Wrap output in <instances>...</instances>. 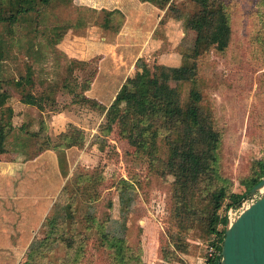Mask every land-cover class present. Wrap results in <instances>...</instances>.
Here are the masks:
<instances>
[{
  "label": "rangeland",
  "instance_id": "rangeland-1",
  "mask_svg": "<svg viewBox=\"0 0 264 264\" xmlns=\"http://www.w3.org/2000/svg\"><path fill=\"white\" fill-rule=\"evenodd\" d=\"M123 1L130 4L135 0H50L41 12L21 15L13 33L5 32L1 44L2 78H23L26 64L30 63L34 91L46 88L55 91L52 93L54 102L45 103L42 112L31 105L21 109L19 114L23 113L24 117L20 119L25 127L21 131L19 125H15L7 139L10 148L25 138V131H39L41 126H46L37 138L18 146L24 152L19 168L15 172H0V264H23L29 246L42 236L41 225L61 187L78 167L96 168L104 176L98 187V199L81 204L80 213L93 212L100 220L109 214L113 228L121 235V224H125L129 242L141 246L144 264H165L159 254V239L169 226L172 177L156 176L146 158H136L133 147L120 139L115 129L107 136L102 135L98 130L105 120L102 111L73 104L71 94L62 86L66 79L72 86L77 84L79 90L80 85L87 79L91 81L102 67L101 58L114 55L113 46L102 44L101 36L107 28H101L100 24L106 19L108 29L115 32V26H122L125 16L106 17L100 7L118 6ZM225 2L232 27L230 43L223 51L210 49L198 58L197 77L198 86L212 109L215 127L222 134L221 173L232 183V191L239 192L243 189L242 180L264 159V0ZM172 7L168 15L150 7V17L141 22L144 32H149L142 36L134 33L125 36L131 43L145 41V44L144 47L141 44L128 46L123 59L119 54L114 57L120 74L127 72L128 67L133 68L132 64L139 57L150 68L159 65L163 86H175L176 67L182 54L192 52L191 44L196 35V28L184 29L175 16L182 14L184 19L193 14L196 6L190 0H172ZM139 9L136 8V13ZM142 10L146 12L145 7ZM145 15L147 17V13ZM131 17L130 20L137 23L135 16ZM138 37L140 42L135 41ZM138 70L136 68L130 76ZM103 84L108 87L106 96L101 98L106 105L118 82ZM8 90L12 104L17 103L21 91L13 86H8ZM187 90L188 85H183L184 97ZM57 113L67 116L55 119L53 116ZM70 121L85 128L84 145L63 147L60 154L47 149L33 158L37 144L44 143L46 134L56 143V135ZM164 148L163 141L157 138L155 153L161 155ZM11 152L0 153V157L11 160ZM60 156L63 157L62 167L58 162ZM121 179L128 180L132 188L117 189ZM205 241L188 237L192 251L180 254L181 262L173 264L196 262ZM57 254L54 252L52 257ZM96 258L97 253L90 247L82 264H97Z\"/></svg>",
  "mask_w": 264,
  "mask_h": 264
},
{
  "label": "trees",
  "instance_id": "trees-1",
  "mask_svg": "<svg viewBox=\"0 0 264 264\" xmlns=\"http://www.w3.org/2000/svg\"><path fill=\"white\" fill-rule=\"evenodd\" d=\"M137 1L147 2L165 11V15L173 8L172 0ZM190 1L196 6L193 14L184 19L180 14L175 19L181 20L184 29L196 28V35L191 44L192 52L182 54L176 67L174 87L163 86L159 65L154 64L150 68L142 58L135 62L139 70L118 82L114 98L106 105L85 94L91 86L88 79L79 90L77 84L72 86L69 80L65 79L62 84L71 94L73 104L102 111L105 120L98 127L102 135L107 136L115 129L117 136L133 147L136 158H146L149 169L156 176L162 179L172 177L168 199L169 226L159 239V254L165 264L181 262L180 254L192 251L188 237L207 240L215 235L220 250L226 210L238 204L242 195L264 176L263 159L255 164L251 175L242 180L243 189L235 192L232 191V183L221 173L219 151L222 134L216 129L212 109L198 86V58L210 49L223 51L228 47L232 34L231 20L225 0ZM49 2L0 0V153L22 152L18 146L37 138L46 128L41 126L34 132L27 130L22 141L7 147V139L15 129V110L8 86L21 91L18 99L21 103L34 106L41 112L45 103L54 102L52 93L55 89L34 91L30 63L26 64L23 78L3 79L1 44L5 32L13 33L21 15L39 13ZM101 11L106 17L112 13L105 9ZM100 26H106V19ZM183 85H188L185 97ZM24 127V123L19 126L21 131ZM157 138L165 147L161 155L155 153ZM56 139L58 141L53 143L46 134L44 143L37 144L33 158L47 149L60 154L63 147L84 145L85 129L68 123ZM62 159L60 156V167ZM103 180L104 176L96 168H77L61 187L41 225L42 236L29 246L23 264H82L90 247L98 255L97 264H144L142 248L129 242L125 224H121L123 232L120 235L111 225L109 214L100 220L93 212L80 213L81 204L98 199V187ZM116 187L125 191L132 185L121 179ZM54 252L58 253L55 258L52 257Z\"/></svg>",
  "mask_w": 264,
  "mask_h": 264
},
{
  "label": "crops",
  "instance_id": "crops-1",
  "mask_svg": "<svg viewBox=\"0 0 264 264\" xmlns=\"http://www.w3.org/2000/svg\"><path fill=\"white\" fill-rule=\"evenodd\" d=\"M137 7L140 8L139 13H136ZM142 7H145L146 12H144L142 10ZM150 7L154 8L153 5H151L147 2H139L137 0L132 1L130 4H128V2H126V1H123L121 3V5H118V6H114V5L111 6L110 5L109 8L106 6L100 7V9L112 11V13L108 17L112 18L115 15L116 16L115 18L119 19V16L121 15L122 17L125 16V20H123V21L121 20V22H124L122 26L120 24L115 26V29H114L115 32L108 29L109 27L107 26V24L104 27V28H107V32L106 33L104 32L103 36H101V39L103 40L102 44L104 46H107V47L113 46L114 55L111 53L110 55H105L101 58V60L103 61V65H102V67H99V69H97L93 79L91 80V86H90L89 90H87L85 92V94L87 96L96 98L101 102L102 101L101 98H103L102 96H106L105 92H106V90H108L107 89L108 87L105 86L103 83H106L108 85L111 82H123L126 79V77L130 76L133 72L136 71L137 67L135 65V62L137 59L135 60L134 64H132L133 68L130 69V67H128L127 72L125 71V72H123V74H120V67H117L116 63L113 60L117 54H119L121 59H123L124 53L126 51H128V48H127L128 46L131 47L133 44H135V45L141 44L144 47L145 41H143L141 43H131L125 39V36L128 35L129 33H134L135 35L138 34V35L142 36L141 34L149 32V31L144 32V30L141 26V24H142L141 22L145 18L147 19L150 17V15H149L150 11H151ZM153 8H152V12H155V10H153ZM145 13H147V17L145 15ZM156 14L159 15L160 13L157 12ZM131 15L135 16V19L138 20L137 23H133V21L130 20V18H132ZM120 26H121L120 30L119 31L116 30ZM110 28H113V27L110 26ZM130 29H132V31ZM122 39L125 43L122 41ZM140 39L141 38L138 37V39L135 41L140 42ZM147 40H148V38H147ZM119 45H123V48H120L121 46L119 47ZM140 50H142V49H139V51ZM125 70H126V68H125ZM116 91H117V89H116ZM116 91L113 92L112 95H110L111 100L114 98ZM13 107L15 110V117L13 119L14 125L18 124L19 126H21L22 123H24V122H21L22 119H20V118H23L24 114L23 113L19 114L20 113L19 111L21 109H25V108L29 107V105L23 104L20 101H18L17 103L13 104ZM63 115H65V117L67 116V114H65V113H57V115H54L53 117L55 119H58L60 116L63 117ZM69 123H73V122L70 121ZM73 124L77 125L76 123H73ZM77 126L84 128L83 126H80V125H77ZM16 150H17V148H16ZM11 153L13 154V159H11V160L4 158V157H2V158L0 157V172L1 171H4V173L15 172V170L19 168L18 163H20L19 161H20L21 155L23 153L20 152L19 150L18 151H12Z\"/></svg>",
  "mask_w": 264,
  "mask_h": 264
},
{
  "label": "water",
  "instance_id": "water-1",
  "mask_svg": "<svg viewBox=\"0 0 264 264\" xmlns=\"http://www.w3.org/2000/svg\"><path fill=\"white\" fill-rule=\"evenodd\" d=\"M215 264H264V176L227 215Z\"/></svg>",
  "mask_w": 264,
  "mask_h": 264
},
{
  "label": "built area",
  "instance_id": "built-area-1",
  "mask_svg": "<svg viewBox=\"0 0 264 264\" xmlns=\"http://www.w3.org/2000/svg\"><path fill=\"white\" fill-rule=\"evenodd\" d=\"M234 210V206H230L226 210V217L228 214L231 215V212ZM221 246V244H220ZM219 243L217 241V237L215 235L211 236L205 241L204 248L202 254L196 262H192L189 264H215L219 257Z\"/></svg>",
  "mask_w": 264,
  "mask_h": 264
}]
</instances>
